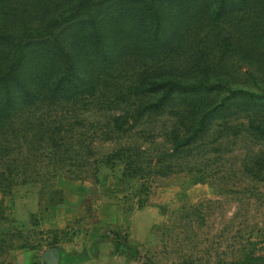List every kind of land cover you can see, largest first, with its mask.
I'll return each instance as SVG.
<instances>
[{
  "label": "rangeland",
  "instance_id": "rangeland-1",
  "mask_svg": "<svg viewBox=\"0 0 264 264\" xmlns=\"http://www.w3.org/2000/svg\"><path fill=\"white\" fill-rule=\"evenodd\" d=\"M0 141V264H264V0H0Z\"/></svg>",
  "mask_w": 264,
  "mask_h": 264
},
{
  "label": "trees",
  "instance_id": "trees-1",
  "mask_svg": "<svg viewBox=\"0 0 264 264\" xmlns=\"http://www.w3.org/2000/svg\"><path fill=\"white\" fill-rule=\"evenodd\" d=\"M148 110H149V108L145 107L142 112H148ZM121 131L126 132V130H124L123 128H121ZM17 135H19V130L18 129H13L12 130V134L9 135V138L7 139V141L9 139H12V138L16 137ZM175 142H176V139H175ZM1 146H2V141H0V147ZM131 152H133V149L124 150V155L119 154L118 155L119 156L118 159L121 162L124 163L125 170H126V172H127L129 177L138 178V179H142L143 178L144 179L146 177V175H147L146 169H145V167H142V165L140 163H137L136 161H134V159L136 158V155L130 154ZM174 152H175V156H176V154H178V153L175 151V149H174ZM11 153H7L6 152L5 155H2L0 153V161H2L3 158L8 157ZM109 157H110L109 161L111 162L112 155L109 156ZM116 247H117V250H119L121 252H124V251H126L127 245L123 244L122 242H119V243L116 244Z\"/></svg>",
  "mask_w": 264,
  "mask_h": 264
}]
</instances>
